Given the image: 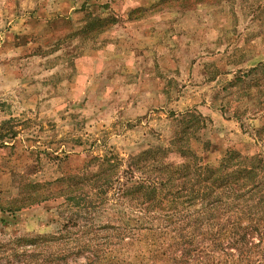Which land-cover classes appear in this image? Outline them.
<instances>
[{"label": "rangeland", "instance_id": "374dc122", "mask_svg": "<svg viewBox=\"0 0 264 264\" xmlns=\"http://www.w3.org/2000/svg\"><path fill=\"white\" fill-rule=\"evenodd\" d=\"M90 14L116 21L84 31ZM260 62L264 0H0V201L91 156L168 146L173 115L188 110L206 118L210 161L264 153V67L246 77L252 88L229 85ZM57 203L0 223V245L57 234Z\"/></svg>", "mask_w": 264, "mask_h": 264}, {"label": "trees", "instance_id": "16d2710c", "mask_svg": "<svg viewBox=\"0 0 264 264\" xmlns=\"http://www.w3.org/2000/svg\"><path fill=\"white\" fill-rule=\"evenodd\" d=\"M89 17L84 31L116 21ZM263 67L260 62L229 85L251 87L246 77ZM173 120L168 146L127 159L113 152L91 156L76 174L33 182L26 195L0 201L1 224L47 201H59L63 217L57 234L0 245V264H264V153L228 149L210 161L212 143L201 136L206 118L188 110ZM255 132L264 141V125ZM172 152L178 159L169 158ZM74 255L85 261L72 263Z\"/></svg>", "mask_w": 264, "mask_h": 264}]
</instances>
